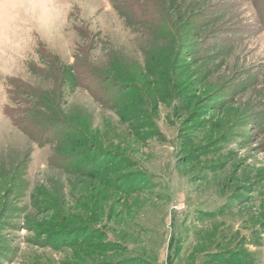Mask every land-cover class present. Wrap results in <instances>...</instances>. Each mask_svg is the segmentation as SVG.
Instances as JSON below:
<instances>
[{
	"label": "rangeland",
	"instance_id": "374dc122",
	"mask_svg": "<svg viewBox=\"0 0 264 264\" xmlns=\"http://www.w3.org/2000/svg\"><path fill=\"white\" fill-rule=\"evenodd\" d=\"M136 1L0 0V264H264V0Z\"/></svg>",
	"mask_w": 264,
	"mask_h": 264
},
{
	"label": "trees",
	"instance_id": "16d2710c",
	"mask_svg": "<svg viewBox=\"0 0 264 264\" xmlns=\"http://www.w3.org/2000/svg\"><path fill=\"white\" fill-rule=\"evenodd\" d=\"M144 1V0H143ZM137 4H141V2H138L135 0V2L131 3V7L133 8V10L135 11L134 15L138 18L137 21L139 22L138 24H147V21H146V15L144 14V10H142V4L140 6H137ZM136 9L139 10V14L138 12L136 11ZM144 26V25H143ZM62 83H66V75L63 74L62 76V80H61V84ZM62 88V86H61ZM29 92L27 93V96L29 97L30 99V102L33 106V103H34V106H33V109L31 111H29V114H34L36 117H40L42 118V121H37L36 119H32V118H24V124L20 123L18 121V118L13 114L14 112H16L15 109H12V108H8L6 110V115L11 117L12 120H13V123L16 125V126H19V125H22V130L29 134L30 136H33V132L35 131L36 132H43V128L47 129L48 127V130H51V129H54V126L51 125V120L47 118V115H51V116H57V112L54 111L51 105V103L48 101V99L50 98V101H52V98H56V96H58V98L62 97L63 96V91L61 90H57V92L55 93V96L54 94L52 95V97H50L49 94H43V92H41L40 90H38V88L36 87H33V86H29ZM44 96H48V98H45ZM30 131H32V135L30 133ZM56 141L57 142V147H59L60 145H64V140L65 138L69 137V134L68 132L65 130V129H62V130H56ZM55 142V140H54ZM56 147V149H57ZM63 154H65V152L63 150H61ZM53 162L52 163H56L55 162V159H52Z\"/></svg>",
	"mask_w": 264,
	"mask_h": 264
}]
</instances>
